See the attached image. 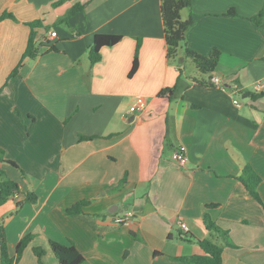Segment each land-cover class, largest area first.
I'll return each mask as SVG.
<instances>
[{"label": "crops", "instance_id": "1", "mask_svg": "<svg viewBox=\"0 0 264 264\" xmlns=\"http://www.w3.org/2000/svg\"><path fill=\"white\" fill-rule=\"evenodd\" d=\"M58 1L0 0V149L23 173L0 164L19 187L0 206L8 257L30 235L14 264H37L34 248L44 250L42 264H58L50 241L73 245L82 264H183L173 259L203 253L180 237H207L202 215L212 204L207 213L232 244L222 264H264V210L236 179L249 166L264 203V28L249 20L264 0H191L181 11L193 20L186 46L219 51L212 76L226 91L191 77L183 49L167 62L161 0ZM75 5L85 7L67 16ZM31 32L39 56L11 77ZM96 34L121 40L90 66ZM179 75L185 89L159 97ZM140 98L145 109L130 113ZM27 193L34 203H23ZM80 201L83 217L64 213ZM126 215L129 227L114 223Z\"/></svg>", "mask_w": 264, "mask_h": 264}, {"label": "trees", "instance_id": "2", "mask_svg": "<svg viewBox=\"0 0 264 264\" xmlns=\"http://www.w3.org/2000/svg\"><path fill=\"white\" fill-rule=\"evenodd\" d=\"M65 1L71 0H59L58 4ZM191 5V0H161L160 1V16L163 26L164 41L166 45V60L169 63H174L178 52L183 49L185 59L191 61L196 68V70L204 75H208V84L211 86L210 80L213 77L215 68L219 61L220 53L218 50H212L208 55L203 56L190 50L185 43V36L187 31L193 26L192 17L187 20L181 19V11L188 9ZM84 5H75L67 13V16L73 15L77 12L83 11ZM227 16H236L233 10H230L226 14ZM3 16H10L8 14H3ZM12 17V16H11ZM13 18V17H12ZM258 28H264V6L261 11L249 19ZM40 23H31V29L37 28ZM121 40L120 36L116 35H105L96 34L93 37L92 44L88 50V60L90 66H93L100 61V49L102 47H112L116 45ZM40 47L35 40V34L31 32L26 48L22 53L21 60L15 70L11 73V77L15 76L20 64L25 59L33 60L39 56ZM47 51L55 52L56 48L51 46L47 47ZM138 46L135 49L134 57L132 61V66L129 72V77H131L137 70L138 66ZM181 76L177 78L175 85L172 88H166L161 90L158 94L159 97H166L170 99L175 92L184 90L186 86L181 84ZM242 98H250L252 100L262 97L260 94H254L250 92H241ZM82 138V137H81ZM4 153L0 149V164L7 165L13 169L21 170L10 161L4 162ZM23 174V173H22ZM249 193V195L262 206L264 210V203L258 193V186L261 182L260 177L249 167L245 166L242 170L240 176L236 178ZM19 192L18 185L11 181L4 169L0 168V206L4 205L9 199H11L15 194ZM36 201V196L32 193H27L23 203L32 204ZM88 205L86 201H80L70 208L64 210V213L68 216L73 217H83L84 213L82 209ZM217 205H206L205 212L202 215V225L207 233V237L203 240H196L190 235H183L180 237L181 241L186 243H195L199 246L202 251V255L184 257V258H174V261L183 264H222V254L226 247H230L231 241L229 239L228 233L221 229L215 224L209 217L207 211L216 209ZM32 236H24L19 240L15 248V257L9 258L7 253V246L5 240V232L3 225L0 224V264H14L17 262L24 249L31 242ZM49 251L53 257L57 260L58 264H82L84 262L83 256L74 248L73 245L65 247L56 242L50 241L48 243ZM33 254L37 260V264H42V258L45 254L44 250L41 248H34Z\"/></svg>", "mask_w": 264, "mask_h": 264}, {"label": "built area", "instance_id": "3", "mask_svg": "<svg viewBox=\"0 0 264 264\" xmlns=\"http://www.w3.org/2000/svg\"><path fill=\"white\" fill-rule=\"evenodd\" d=\"M56 36H57V34H56L55 31L50 32L48 34V37L50 39H53ZM210 83H211V86H213V87L219 88V89H221L223 91L227 90L226 86H224L221 83L220 79L218 77H216V76H213L211 78ZM262 89L263 88L260 85L256 87V90L259 91V92L262 91ZM233 103L237 107L239 106V104H238V102L236 100H234ZM144 109H145V101L142 98H140V99L137 100L135 106H132V107L129 108V112L130 113L131 112H138V111L140 112V111H143ZM172 160L175 163H177V164H183L184 161H185V158H184V155H183V153L181 151H176L172 155ZM114 223L116 225L129 227L130 224H131V216L130 215H126L124 217H116L115 220H114ZM180 226H181V229L183 230V232H188V227L185 224L181 223Z\"/></svg>", "mask_w": 264, "mask_h": 264}, {"label": "rangeland", "instance_id": "4", "mask_svg": "<svg viewBox=\"0 0 264 264\" xmlns=\"http://www.w3.org/2000/svg\"><path fill=\"white\" fill-rule=\"evenodd\" d=\"M187 66L188 67H191V68H193V72L190 74L191 75V77H194V78H196V79H198V80H200V79H204V80H208V75H204V74H201V73H199L198 71H196L195 70V67H194V65H193V63L191 62V61H189V60H187ZM240 100V99H239ZM4 162H7V160H3ZM3 169H6V168H3Z\"/></svg>", "mask_w": 264, "mask_h": 264}]
</instances>
